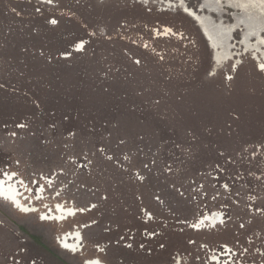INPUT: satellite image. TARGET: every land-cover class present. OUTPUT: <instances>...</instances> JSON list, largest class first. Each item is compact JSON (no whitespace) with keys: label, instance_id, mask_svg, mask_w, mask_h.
Listing matches in <instances>:
<instances>
[{"label":"rangeland","instance_id":"374dc122","mask_svg":"<svg viewBox=\"0 0 264 264\" xmlns=\"http://www.w3.org/2000/svg\"><path fill=\"white\" fill-rule=\"evenodd\" d=\"M263 155L264 0H0V178L39 208L0 197V264H264V168L216 184ZM59 171L86 211L44 220Z\"/></svg>","mask_w":264,"mask_h":264},{"label":"bare ground","instance_id":"6f19581e","mask_svg":"<svg viewBox=\"0 0 264 264\" xmlns=\"http://www.w3.org/2000/svg\"><path fill=\"white\" fill-rule=\"evenodd\" d=\"M59 174L61 175V179L63 177V181H64V184H63L64 187L63 188L66 190V192H68L69 186H66L65 185V182L67 181L68 176H65L64 177V175L62 174V171H59ZM11 177L12 176L9 173L8 174L5 173V175H3L2 178H0V197L2 199L7 200L8 202H10L15 209H17L18 211H20L22 213H25V214H34V213H37L39 211V208L37 207V205H35L33 203V201H35L36 198L33 199L34 197H33V195H31V197H29V198H31L30 199L31 201L29 199L28 200H24V198L26 196L23 197V195L21 194L22 192H20V190L17 187L18 185L9 182V180L11 179ZM38 194H41V192L38 193ZM40 196H42V194ZM40 196L37 197V198H40ZM45 197H46V195H45ZM75 199L76 198H74V200ZM74 202L76 204V201H74ZM47 206H49V205L47 204ZM233 208L234 207H232L231 210H233ZM46 210H48L49 212L48 213H44L42 215L43 217L45 216L44 220H57V221L66 220L69 217H75V216L78 215V214H76V212H84V211H86L84 209H77V208H75V206L73 205V203L72 204H69L67 206V205L61 204V202H60L59 205L56 206V209H53V211H52V209L50 207H46ZM216 212H221V211H219V210L218 211H215L213 214H215ZM212 215H209L208 219H206L208 215L205 216V217L200 218L198 220V222H196V224L194 225L195 228H200V227L208 226V224H207L208 222L210 223L209 226L215 225L214 224L215 222H213L214 220H213ZM221 217L224 218L223 217V213L220 215V217H219L218 220H221ZM258 233H260L258 235V238L259 239L264 238L263 231L259 230ZM58 237H59V240H60V244L63 247H65V248L76 249L79 246H81L82 234H81V231L78 228V225L77 224H76V229L75 230L68 231V233L66 232V233H64V234H62V235H60ZM259 243H261V242L259 241ZM85 261H86L85 262L86 264H105L104 263L105 261L103 262L99 258H92V259H88V260H85Z\"/></svg>","mask_w":264,"mask_h":264},{"label":"built area","instance_id":"2783aa9c","mask_svg":"<svg viewBox=\"0 0 264 264\" xmlns=\"http://www.w3.org/2000/svg\"><path fill=\"white\" fill-rule=\"evenodd\" d=\"M184 150H185V148H184ZM248 152L250 154L251 152H254V150L253 149L252 150H248ZM258 156H259V154L257 155V157ZM263 157H264V155L262 156V158L254 159V162H256L257 165L262 164V163L264 165ZM247 161L248 162H252L253 160H251L250 156H249L247 158ZM219 164H221L222 167H223L222 168L223 173L221 172L220 168L215 167V168L220 169L219 170V174L220 175L217 177L218 181L216 182V184H218V182H220V183L226 182L227 184H230L229 186H231V189H230V194L231 195H232L231 191H233V189L236 187V183L237 182H238V184H241V185L245 184L244 187H245V189H247L246 192H245L246 194L248 193V191H250V193H253V194L258 191L257 188L261 185V182H260L261 180L258 181L253 176L252 172L256 173L257 170L262 171V169L264 167L257 168V169H252L250 167V171L249 172H245V170H244L245 167L239 166L235 170H230L228 168L229 163L220 162ZM208 168H206L205 170L200 171V172H202V174L203 173L204 174L205 173H210L211 174L212 170L215 169L214 167H208ZM207 169H208V172H207ZM62 174H63V172H62ZM47 175H49V174H46V177H47ZM211 175H213V174H211ZM240 175L243 176V178L240 179V180H237L238 176H240ZM46 177L42 176V179L45 180V181L47 180V182L49 183V189L50 190L42 188L43 191H46V197H45L46 200L45 201L48 202L47 204L50 205L51 209H56V206L59 205L58 203H60V202H53V199H55L57 197H62L58 201H62L63 203H67L68 197H70V196H66V193H65L66 191L63 190L61 187H59L58 189L54 188L58 184L62 183L61 182V175L59 174V172L54 173V175H50V177H48V178H46ZM49 178H52V179H49ZM213 181H214V179L208 178V182L210 184ZM200 184H201V186L197 185V188H198L197 190L199 191L198 192L199 195H197V197H199V198L196 197L198 199V200H196V203L199 204L201 207H203L202 209L209 208L211 205H217L218 202L221 200L220 195H218L217 197H214V194H213V196H211V193L208 192V190L211 189L210 184H209V186L207 184L206 185H204V184L202 185V183H200ZM213 184L215 185V182H213ZM203 186H204V189L207 190L206 191L207 193H205V192L203 193L202 192V195L200 196L201 188H203ZM179 190L181 191V194H184L181 189H179ZM246 194L242 195V197L246 196ZM161 202H163V201H161ZM72 203L75 204V202L73 200H72Z\"/></svg>","mask_w":264,"mask_h":264}]
</instances>
